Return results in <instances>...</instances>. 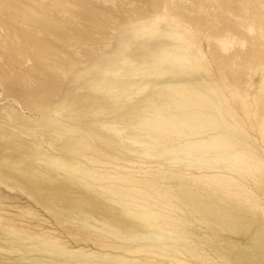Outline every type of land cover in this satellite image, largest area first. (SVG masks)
Returning <instances> with one entry per match:
<instances>
[{"label": "rangeland", "instance_id": "374dc122", "mask_svg": "<svg viewBox=\"0 0 264 264\" xmlns=\"http://www.w3.org/2000/svg\"><path fill=\"white\" fill-rule=\"evenodd\" d=\"M153 23L157 30L141 35L140 28ZM168 27L190 41L187 54L197 56L211 74L208 88L214 86L220 92L226 116L234 109L237 122L264 154V131H258L264 120V78L251 74L264 59V0H0V233L4 229L26 239L18 238L19 243H14L19 250L29 255L34 250L32 244L44 247L39 239L52 236L68 249L93 253L85 254V264H126L99 257L104 252L140 260L147 257L146 253L125 252L123 247L142 243L141 231L130 228V222L142 218L132 217L131 211L125 212L120 206L148 203L151 197L130 189L105 191L107 180L96 181L50 163L44 154L57 155L50 146L55 143L57 150L68 145L65 157L81 158L82 164L88 162L85 157L116 161L92 151L90 145L83 147L84 141H79L82 137L106 153L113 152L110 155L133 157L130 148L155 155L144 160L145 164L170 167L167 160L184 159L185 153L158 155L179 134L195 139L203 131L216 132L212 125L192 116L188 122L191 131L179 126L162 131L139 127L145 110H153L154 104L166 108L173 118L195 112L220 117L207 102V97H212L209 90L205 91L193 76L185 75L189 79L185 87L164 85H176L170 78L178 70L176 66L167 63L135 70L150 62L164 44H178L165 34ZM248 27L252 31L248 32ZM109 68L118 70L130 85L119 75L105 72ZM202 90L210 96L198 95ZM142 91L144 94L136 93ZM60 123L72 126L76 134L64 131ZM111 124L123 131L111 129ZM223 130L222 141L243 152H255V148L241 144L243 139L249 141L244 135L228 139V128ZM152 136L158 138V145L149 143ZM99 160L96 168L108 166ZM200 167L199 173H216L212 167ZM244 182L219 186L238 193L229 195L233 199L259 202L255 196L258 187ZM202 185L212 189L211 184ZM164 206L153 208L174 213V208ZM244 210L253 218L260 214L259 207ZM105 220L109 226L102 224ZM110 225L122 238L112 239ZM9 253L4 250L0 256L18 257ZM181 255L177 254L192 260Z\"/></svg>", "mask_w": 264, "mask_h": 264}, {"label": "bare ground", "instance_id": "6f19581e", "mask_svg": "<svg viewBox=\"0 0 264 264\" xmlns=\"http://www.w3.org/2000/svg\"><path fill=\"white\" fill-rule=\"evenodd\" d=\"M243 28L247 27L243 24ZM154 30H157L155 23L142 26L139 31L142 35ZM164 30L165 34L178 42V44L174 45L171 42L164 44L160 52L150 62H144L142 65L136 66L135 70H144V68H153L157 64L167 63L176 66L178 70L170 77L176 81V85L172 82H165L164 85L166 87H185L189 83L188 76H193L196 83L198 82L206 88L205 91L209 90V94L212 97H207V102L212 107L210 109L214 108L216 114L220 115V117L214 119L205 113L195 112L191 113V115L184 113L183 117L173 118V114L167 111L166 108L154 104L155 108L153 110H145L146 114L139 124L140 129L162 131L166 127L179 126L191 131L192 126L188 125V122H190V117L192 116L194 118L198 117L202 124L212 125L216 132L206 133L203 131L195 139H188L185 138V134H179L178 138L173 139L171 146L162 150L160 155H158L170 154L174 151L185 153L186 157L184 159L167 160V163L172 165L170 167L145 164L144 160L154 159L155 155L149 152H139L135 149L129 148L130 153H132L130 155H133V157L129 158L113 156V152H111L113 155H110L111 153L98 149L90 141L91 139L88 141L87 138L82 137L77 140L84 141L83 147L87 148L90 145L92 151H98L102 156L112 157L116 161L99 160L100 157H85L88 162L82 164L81 158L70 160L65 157L70 150L68 145L64 144L57 150L55 147L58 145L55 143H50V146L56 150L57 155H44L49 157L50 161L48 162L58 164L70 171L85 175L96 181L107 180L109 184L106 185L105 191L107 189H130L131 191L133 190L132 193L136 192L143 194V196L145 194L148 195L146 197H151V201L148 203L128 202L120 206L125 212L131 211L132 217L139 215L142 218L138 222L131 223L129 221L132 225L130 227L131 230L141 231L142 243L134 247H123L125 252L129 254L146 253L147 257L140 260L109 255L105 252L99 257L123 261L126 264H264V189L261 188V186H264V154H261L253 146V138L237 122L234 109L229 112V116H226L227 110L223 107L224 102L220 92L214 86L208 88L210 80H212L211 74L197 56L187 54L190 41L186 40L175 29L168 27ZM247 31H252V27H248ZM196 52L198 56L202 57L199 49ZM105 72L119 75L116 69L112 70L109 68ZM251 74L259 76L260 79L264 78V59L257 64L256 68L251 69ZM119 76L124 84L130 85L131 81L124 75L120 74ZM158 82L160 83V80ZM153 84L151 83V85ZM147 85L143 84L144 87ZM202 91H199L198 95L203 98L207 95L210 96L207 93L208 91L205 93L204 90ZM136 93L144 94V91ZM60 126L64 131L75 133L74 128L69 124L60 123ZM109 127L119 133L123 131L114 124L109 125ZM227 128L228 139L244 135L249 141H244L243 139L241 144L255 148V152L246 153L231 146L228 141H222L220 136L224 132H221ZM258 131H264V120L259 123ZM179 137L184 139L180 140ZM157 142H159L158 138L152 136L149 143L153 145L157 144ZM121 147L125 148L123 145ZM197 149L199 150L198 152ZM98 160L103 161L108 166L102 169L96 168L95 164ZM39 161L44 160L39 159ZM210 163H218L222 166H211ZM183 166L187 168H183ZM200 166L212 167L213 170L211 171L216 173H199L198 171L203 168ZM224 180L229 181L224 182ZM238 181H245V185L251 184L256 186V188L258 187L259 194L255 196L259 202L248 203L233 199L229 195H238V193L230 192V190L226 192L219 186H234ZM202 183L211 184L212 189L202 188L204 186ZM139 196L141 197V195ZM135 198L137 199V197ZM159 204L160 206L167 205L172 210L174 208V213L170 214L162 209L153 208V206L155 207V205L158 206ZM250 206L259 207L260 214L254 216V218L247 215L244 209ZM255 214L253 213V215ZM143 215L144 217H142ZM147 216H154V218ZM156 219H160V223H156ZM102 224L109 226L110 223L105 220ZM110 226L113 231L111 232L112 239L122 238L119 230L113 225ZM166 226L168 227L166 228ZM146 230L148 231L146 232ZM18 238V234L10 233L4 229L0 233V241L3 242L0 244V255H3L5 250L10 252L9 254L18 256L15 258L11 257L12 259L0 256V264H68L73 260L78 261L76 264H85V259L83 258L85 254L93 255V253L68 249L65 245L57 242V238L52 236L39 239V243H45L44 247L40 246V244H32V249L34 250L30 251L28 255L25 251L19 250V246L17 247L14 244L15 242L19 243ZM19 239L23 242L26 240L23 238ZM127 239L132 240V237L128 236ZM7 240L10 243H7ZM20 247H25V245H20ZM177 254L190 256L192 260L181 259ZM156 256H159V258H156ZM4 259H6V262L3 261ZM61 260L63 262H60Z\"/></svg>", "mask_w": 264, "mask_h": 264}]
</instances>
